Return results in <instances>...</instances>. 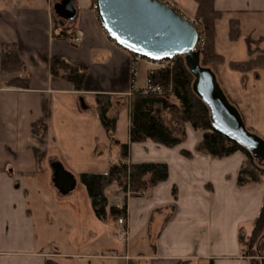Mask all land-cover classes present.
I'll list each match as a JSON object with an SVG mask.
<instances>
[{
    "label": "crops",
    "instance_id": "crops-1",
    "mask_svg": "<svg viewBox=\"0 0 264 264\" xmlns=\"http://www.w3.org/2000/svg\"><path fill=\"white\" fill-rule=\"evenodd\" d=\"M56 1L0 0V58L2 45L14 43L29 77L24 89L5 84L20 74L0 72V264H44L47 258L59 264H250L239 236L252 230L264 182L237 186L243 154L215 158L195 152L202 132L189 124L179 146L150 140L130 145L126 162L166 163L168 178L125 199L116 187L107 189L110 207L126 204L125 236L115 221L94 216L78 174L105 173L119 160V147L110 144L93 112L94 95L113 97L111 116L123 109L130 57L106 36L93 0H75L72 28L83 33L78 43L52 36ZM168 1L184 16L195 17L194 0ZM214 7L224 13L215 22V50L224 60L218 81L246 126L264 138V68L242 73L229 67L249 59L247 36L260 39L264 49V0H214ZM231 18L240 25L235 40L229 38ZM53 57L85 70L80 93L50 74ZM150 68L145 62V78ZM124 110L125 132L119 135L117 122L115 130L120 143L128 141ZM45 120L48 130L41 137L37 126ZM181 149L192 157H184ZM52 161H60L77 179L66 195L52 184Z\"/></svg>",
    "mask_w": 264,
    "mask_h": 264
},
{
    "label": "trees",
    "instance_id": "trees-1",
    "mask_svg": "<svg viewBox=\"0 0 264 264\" xmlns=\"http://www.w3.org/2000/svg\"><path fill=\"white\" fill-rule=\"evenodd\" d=\"M194 1L197 6L195 18L200 20V24L204 28V45L200 50V63L202 66L210 68L217 77V69L224 60L215 50V22L224 13L214 7V0ZM72 27V23L61 24L55 15L52 16V36L70 40ZM239 36V20L231 18L229 20V38L235 40ZM246 42L249 59L243 62H231L229 67L242 73L264 68V49L259 47L261 40L247 36ZM166 62L168 63L166 67L155 70L148 77L152 84L161 87L160 93L132 92L128 101V141L125 143H120L115 138L117 117L109 115L113 97L102 93L94 95L93 112L108 135L110 144L119 147V160L110 163L107 172L78 174V182L86 191L92 212L100 221L108 219L116 221L119 217L125 219L127 215L125 203L121 208L109 206L106 196L108 188L116 187L122 192L129 191L133 194H140L153 190L168 178L166 163L126 162L130 145L150 140L167 148L179 146L185 140L187 124L194 130L202 132L201 140L194 148L195 152L215 158L229 157L236 152L243 154L244 160L236 179L237 186L264 182L263 162L259 163L246 148L212 127L207 106L192 90L193 76L185 64L184 57L174 56ZM49 71L53 77L68 82L75 92L82 91L86 76L84 69L70 64L63 58L53 57L49 62ZM0 72L4 75L20 74L19 77L7 81L5 83L7 86L29 88V77L14 43H4L1 47ZM227 97L230 100L228 95ZM79 98L81 99L82 96L79 95ZM230 102L233 103L231 100ZM82 105L83 99L80 101V107ZM166 111L172 113L174 120L172 125L167 124L163 119L162 114ZM246 128L248 131L254 132L252 128ZM37 130L41 137L46 135L48 130L46 120L38 124ZM180 153L186 158L192 157L191 151L181 149ZM171 195L173 199H176L175 186L171 189ZM263 229L264 201L252 224L251 232L248 235L239 236L243 256L256 255L254 244ZM255 263L263 264V262ZM44 264L59 263L52 258H47Z\"/></svg>",
    "mask_w": 264,
    "mask_h": 264
},
{
    "label": "water",
    "instance_id": "water-1",
    "mask_svg": "<svg viewBox=\"0 0 264 264\" xmlns=\"http://www.w3.org/2000/svg\"><path fill=\"white\" fill-rule=\"evenodd\" d=\"M105 34L118 46L152 62L183 56L193 76L192 90L207 106L212 127L234 140L259 163L264 161V138L246 128L239 109L230 102L216 74L200 63L197 29L182 14L160 0H93ZM54 15L74 23L75 0L53 4ZM52 184L61 194L74 190L77 179L60 161L50 163Z\"/></svg>",
    "mask_w": 264,
    "mask_h": 264
},
{
    "label": "built area",
    "instance_id": "built-area-1",
    "mask_svg": "<svg viewBox=\"0 0 264 264\" xmlns=\"http://www.w3.org/2000/svg\"><path fill=\"white\" fill-rule=\"evenodd\" d=\"M161 2H163L164 4L168 5L169 7L173 8L174 10H176L177 12H179L180 14H182L181 11H179L175 5L168 1V0H160ZM183 15V14H182ZM184 16V15H183ZM186 17V16H184ZM188 19V21L197 29L198 31V40H197V44H196V49H201L202 48V44H203V37H204V28L201 27L200 24V20L192 17H186ZM71 33H72V37L70 38V41L73 42L74 44L78 43L80 41V39L83 36V33L81 30L76 29V28H72L71 29ZM128 52V51H127ZM129 54V79H130V91L128 93V95L131 94V92L134 91H141V93H160L161 92V87L157 84H152L149 81V75H151L155 70L158 69L157 66H159L162 62H152L150 60L144 59L142 57H140L139 55H135L132 54L130 52H128ZM144 60L145 62H147V64H149L151 66V68L147 71V76L145 78V83L141 86V87H137L136 83H137V76H138V67H139V63ZM156 65V66H155ZM130 192H127V195H129ZM117 225H119L118 228V233L120 236H125L126 234V230H123V226L125 225V220L124 218L120 217L117 219L116 221Z\"/></svg>",
    "mask_w": 264,
    "mask_h": 264
},
{
    "label": "rangeland",
    "instance_id": "rangeland-1",
    "mask_svg": "<svg viewBox=\"0 0 264 264\" xmlns=\"http://www.w3.org/2000/svg\"><path fill=\"white\" fill-rule=\"evenodd\" d=\"M201 27L203 28L202 25H201ZM203 45H204V37H203L202 47H203ZM201 49H199V51ZM161 62L162 63L159 66H157L158 69H162V68H164V67H166L168 65V63L166 61H161ZM144 67H145V62H144V60H142L139 63V67H138V70H137L138 71L137 81H139V83H143V82L145 83V80H144V78H145V72H144L145 70H144ZM131 94H132V92H131ZM131 94L130 95H127L126 94L125 99L122 101V104H121V107L123 106V109L120 108V110L118 111V113L115 114V116L117 117L118 133H119V135H123V132H125V127H126V123H127V115H126V112H125L124 108L127 110V113H128V101H129V98H130ZM113 105H114V101H113V98H112V107H113ZM162 116H163L164 121L167 124L172 125V123H173L172 121H174V120H173V116H172V113L171 112L166 111V112H164L162 114ZM243 120H244V118H243ZM244 123H245V120H244ZM262 166L264 167V161H263ZM120 192H121V195L123 196V199L127 198V196H128L127 195V192H129V191H127V192L120 191ZM129 195H135V194H133V193L130 192ZM123 204H124V200H123V202H120V207L119 208H121ZM124 226H123L122 229L123 230H126V228ZM118 228H119V225H118ZM261 235L256 239V243L254 244V249H255L256 255L255 256H252V257H248V259L250 260V264H258V263H255V262H263V264H264V229L262 230Z\"/></svg>",
    "mask_w": 264,
    "mask_h": 264
}]
</instances>
